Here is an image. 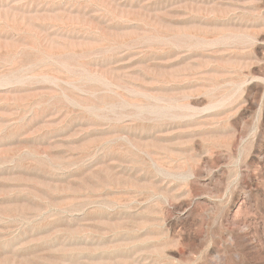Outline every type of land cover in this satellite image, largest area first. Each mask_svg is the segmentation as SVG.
I'll return each instance as SVG.
<instances>
[{
  "label": "rangeland",
  "instance_id": "1",
  "mask_svg": "<svg viewBox=\"0 0 264 264\" xmlns=\"http://www.w3.org/2000/svg\"><path fill=\"white\" fill-rule=\"evenodd\" d=\"M0 264H264V0H0Z\"/></svg>",
  "mask_w": 264,
  "mask_h": 264
}]
</instances>
